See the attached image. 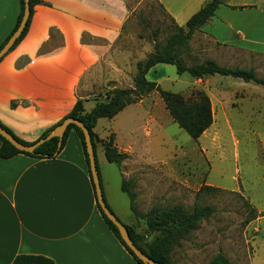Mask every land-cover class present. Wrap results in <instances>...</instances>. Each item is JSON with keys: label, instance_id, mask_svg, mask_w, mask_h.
<instances>
[{"label": "rangeland", "instance_id": "374dc122", "mask_svg": "<svg viewBox=\"0 0 264 264\" xmlns=\"http://www.w3.org/2000/svg\"><path fill=\"white\" fill-rule=\"evenodd\" d=\"M227 2L192 35L181 57L187 66L212 59L229 68H251L264 79L263 16L254 5ZM128 8L131 13L117 47L131 51L136 72V63L153 52V38L162 44L174 24L157 0H129ZM3 34L1 23L0 39ZM146 78L186 99L203 91L213 121L194 140L173 121L157 91L113 119H99L95 130L103 141L97 144L96 162L107 206L142 236L137 242L148 250L165 235L150 229L151 223L165 221L178 210L189 214L195 206L210 205L209 217L175 236L168 250L170 263L209 264L220 253L228 264H264V87L217 74L178 75L171 64L156 65ZM130 84L133 87V80ZM107 86L92 90L90 97L103 99L112 89ZM92 105L88 101L85 107ZM110 135L117 151L126 154L119 164L109 162L101 149ZM123 180L135 193L133 209L121 189ZM202 185L211 189L202 190Z\"/></svg>", "mask_w": 264, "mask_h": 264}, {"label": "crops", "instance_id": "0c3cea01", "mask_svg": "<svg viewBox=\"0 0 264 264\" xmlns=\"http://www.w3.org/2000/svg\"><path fill=\"white\" fill-rule=\"evenodd\" d=\"M18 1L0 0L5 33L0 44L14 26ZM41 1L32 8L24 37L0 58V122L27 143L60 121L77 99L89 112L103 100L90 97L92 90L125 83L132 88L135 72L131 51L117 47L131 13L129 0ZM157 1L184 26L205 0ZM250 4L259 8L264 28V0L227 2ZM88 101L93 102L89 110ZM20 254L42 255L54 264H137L97 208L74 130L52 158L22 153L0 158V264H11Z\"/></svg>", "mask_w": 264, "mask_h": 264}, {"label": "trees", "instance_id": "16d2710c", "mask_svg": "<svg viewBox=\"0 0 264 264\" xmlns=\"http://www.w3.org/2000/svg\"><path fill=\"white\" fill-rule=\"evenodd\" d=\"M30 13L20 37L15 41L11 49L17 45L27 32L32 8L35 5L41 4V0H29ZM222 3V0H206L202 6L193 13L188 20L185 22L184 26H178L173 19L174 31H172L168 36H166L162 44L156 43L155 38L153 45V52L148 54L145 59L138 61L136 63V72L133 76V87L132 88H112L107 91L105 99L102 101H97L89 112L83 111V100L77 99L74 103L72 109L67 113L60 121L51 126L49 129L45 130L40 137L48 135L52 129H54L64 118L73 117L79 119L88 129L91 135V141L94 148L95 160H96V142L99 141L93 132V127L95 126L99 118L111 119L119 111H121L125 106L136 103L145 94L152 91H157L159 96L162 98L165 108L167 109L169 115L174 122L178 124L191 138L197 140L212 124L213 114L211 108V102L209 97L201 90L196 91L193 98H184L182 95L162 89L155 81L148 80L146 74L148 71L157 64H171L175 67V71L178 75L187 73L192 78H202L206 75L217 74L220 76H231L234 78H239L244 82H253L255 84L264 87V79L259 78L255 75L253 69L248 68H229L221 66L212 59H206L200 63L192 64L187 66L181 55L183 48L187 47L192 35L199 31L200 28L205 25L210 18L214 15L215 11ZM236 8V7H233ZM241 8V7H238ZM24 9V0H19V10L16 15L15 23L9 34L0 44L7 40L11 33L18 26ZM10 49V50H11ZM0 125L9 131L17 140L22 143H27L18 137H16L7 127H5L1 122ZM69 130H74L77 134L81 148L85 157V161L88 166L87 154L85 151V144L83 140L82 131L74 124H69L61 138V144L58 147V137H52L44 143L40 144L35 148L33 153L19 151L14 146H12L6 139L0 136V158L8 159L16 154L22 153L31 157L36 158H52L57 155L61 148L63 147L67 134ZM113 136H109V140L103 142V152L106 159L109 162L121 163L125 158V153H120L114 147ZM97 164V162H96ZM88 173L91 185L94 190L91 175ZM129 181L123 180L121 183V189L125 192L130 200L131 208L133 209L132 201L135 198V193L129 190ZM201 189L209 190L211 189L208 185H202ZM99 212L113 235L117 240L123 245L127 252L131 255L133 260L137 264H144L141 262L131 250L122 241L119 232L115 225L103 214L101 209L97 204ZM110 209V208H109ZM213 213V207L210 205L195 206L189 214L182 213L178 210L177 212L168 214L166 217L170 219L162 220L158 223H151L150 229L152 230H162L165 232L164 237L157 240L154 244L149 246L148 250L142 248L137 241H139L142 236L137 234L135 230L127 224H124L128 230L129 236L135 243V245L146 253L149 257L156 260L159 264H171L168 258V250L170 244L175 241V236H181L189 231H191L198 222L202 219L209 217ZM11 264H54L53 261L42 255L33 254H20L17 255ZM209 264H228V260L225 256L218 253L216 254Z\"/></svg>", "mask_w": 264, "mask_h": 264}, {"label": "water", "instance_id": "95a60500", "mask_svg": "<svg viewBox=\"0 0 264 264\" xmlns=\"http://www.w3.org/2000/svg\"><path fill=\"white\" fill-rule=\"evenodd\" d=\"M28 1L29 0H24L23 15L18 26L15 28V30L11 33V35L0 47V58L4 56L11 49V47L14 45L15 41L20 37L23 29L25 28L30 13V6ZM69 124L76 125L82 131L83 140L85 144V151L88 159L89 172L94 186L96 202L99 208L101 209L103 214L115 225L124 244L131 250V252L141 262H143L144 264H159L156 260L149 257L146 253L141 251V249H139L135 245V243L129 236L128 230L125 227V225L113 214V212L107 206L101 189L99 173L95 160L94 148L91 141V135L88 129L86 128V126L79 119L73 117L64 118L48 135L44 137H40L39 139H37L35 142L32 143L20 142L1 125H0V136L6 139L17 150L33 153L36 147H38L40 144L44 143L45 141L55 136L58 137V147H59L61 144V138Z\"/></svg>", "mask_w": 264, "mask_h": 264}]
</instances>
